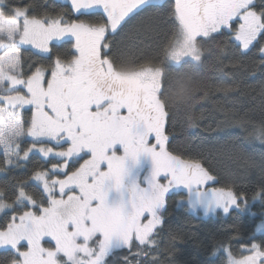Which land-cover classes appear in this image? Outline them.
Segmentation results:
<instances>
[{"label":"snow or ice","instance_id":"snow-or-ice-1","mask_svg":"<svg viewBox=\"0 0 264 264\" xmlns=\"http://www.w3.org/2000/svg\"><path fill=\"white\" fill-rule=\"evenodd\" d=\"M213 52L220 70L260 77L264 106V0H0V174L12 176L0 183V264H178L183 233L161 248L173 196L204 216L255 217L259 202L249 234L232 226L198 246L214 264H264V159L228 142L262 177L249 197L215 187L213 153L171 139L178 110L196 129L210 91L239 87L200 74ZM240 126L264 145V119Z\"/></svg>","mask_w":264,"mask_h":264},{"label":"trees","instance_id":"trees-1","mask_svg":"<svg viewBox=\"0 0 264 264\" xmlns=\"http://www.w3.org/2000/svg\"><path fill=\"white\" fill-rule=\"evenodd\" d=\"M14 2L22 4L34 2L39 6L44 5L45 0H14ZM53 5L56 7L63 6L54 0H47V6ZM122 35L123 33L117 35L115 40L119 41ZM69 47V44H65L62 50ZM214 55L213 52L205 66L200 69V74L208 78L209 83L214 85L229 86L236 83L239 87L230 92H225L222 88L220 90L214 88L210 91L208 99L197 104L194 110L197 123L200 125L196 129L188 127L183 110H178L175 117L176 128L171 137L172 143L177 151L188 150L195 154L198 150H203L205 155L213 153L211 163L206 166L218 178L215 187L232 185L236 190H243L251 197L253 191L258 190L262 177L258 170L248 168L243 161L230 158L232 148L228 142L236 138L234 142L242 145L245 152L255 160L264 159V145L246 140L247 133L240 126V122L243 120L259 123L264 119V106L260 104L258 95L260 77H249L243 72H235L228 67L220 70L214 66ZM225 63H227L226 60ZM250 86H256V90L253 91ZM201 114H203V119H200ZM225 119L229 123L217 128V123ZM209 125H211L210 130ZM39 159V156H36L26 166L16 169L12 175L16 177L28 176ZM6 180L11 181L12 176L0 174V183ZM179 199L180 197L173 196V202L171 201L167 205L164 232L161 238V248H163L168 241L170 230L183 233V242L176 244L178 251L175 258L178 264H214V261L209 260L205 248L198 246V242H203L206 245L210 235H227L232 226H239L247 235L262 218L260 215L262 206L259 202L250 203L251 211L257 213L255 217L249 215L248 212L240 213L232 210L228 216L204 219L189 211L185 205L176 207V202ZM260 237L264 239V236ZM165 255L162 252L161 258L163 259Z\"/></svg>","mask_w":264,"mask_h":264},{"label":"rangeland","instance_id":"rangeland-1","mask_svg":"<svg viewBox=\"0 0 264 264\" xmlns=\"http://www.w3.org/2000/svg\"><path fill=\"white\" fill-rule=\"evenodd\" d=\"M171 201L173 202L172 198H170V199L168 200V204H167V205H169V203H170ZM176 203H177L176 207H181V206H182V205L178 204V202H176ZM192 213H193V212H192ZM194 214H195V215L197 214L198 217H202V218H204V219H207V218H210V217H220V216H223V217H224V215H223L222 213H220V214H218V215H208V216H204L202 212H200V213H194ZM260 236H264V235L257 234V237H259V238L261 239ZM257 239H258V238H257ZM258 240H259V239H258Z\"/></svg>","mask_w":264,"mask_h":264},{"label":"flooded vegetation","instance_id":"flooded-vegetation-1","mask_svg":"<svg viewBox=\"0 0 264 264\" xmlns=\"http://www.w3.org/2000/svg\"><path fill=\"white\" fill-rule=\"evenodd\" d=\"M54 1L63 5V6L66 4V0H54Z\"/></svg>","mask_w":264,"mask_h":264}]
</instances>
